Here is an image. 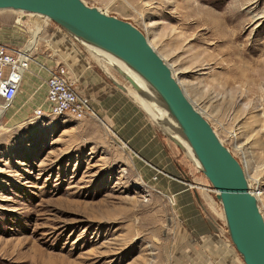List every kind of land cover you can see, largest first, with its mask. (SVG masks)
I'll return each instance as SVG.
<instances>
[{"label":"rangeland","instance_id":"rangeland-1","mask_svg":"<svg viewBox=\"0 0 264 264\" xmlns=\"http://www.w3.org/2000/svg\"><path fill=\"white\" fill-rule=\"evenodd\" d=\"M84 1L147 35L242 163L264 215V0ZM38 29L30 68L43 77L68 64L107 113L36 117L34 98L0 117V264H199L179 242L176 204L222 205L186 141L86 43L48 17L0 10L1 43L27 50Z\"/></svg>","mask_w":264,"mask_h":264},{"label":"water","instance_id":"water-1","mask_svg":"<svg viewBox=\"0 0 264 264\" xmlns=\"http://www.w3.org/2000/svg\"><path fill=\"white\" fill-rule=\"evenodd\" d=\"M1 9L48 17L78 40L112 54L143 77L176 120L214 187L230 239L245 264H264V215L242 163L187 96L171 66L141 29L84 0H0ZM125 76L136 88L133 78Z\"/></svg>","mask_w":264,"mask_h":264},{"label":"crops","instance_id":"crops-1","mask_svg":"<svg viewBox=\"0 0 264 264\" xmlns=\"http://www.w3.org/2000/svg\"><path fill=\"white\" fill-rule=\"evenodd\" d=\"M23 18L28 19L29 17L27 18L26 15H24ZM43 23L41 22V26L43 25ZM42 30H45V27L42 28ZM36 46H37V41L36 44L33 46V48ZM33 48L32 50L35 49ZM72 52L73 54L75 53V51ZM31 54L33 55V53ZM33 61L34 60H32L31 62ZM63 65H66L68 67L70 71V77L73 80H75V84H76L78 79L74 77L75 76L74 71L71 69V67L68 64H63ZM48 66L50 69H52L55 68L56 65L50 63V65ZM30 67H31V63H30ZM48 76H49L48 70L46 75H44L43 77H39L37 73V66L30 68L25 73L24 81L16 97L15 102L26 104L33 102L34 98L37 100L38 98L41 99L43 98V102H42L43 104L47 94L46 80ZM98 84H104V82L100 80ZM76 87L82 94L90 98L92 105L94 107L98 108L100 112L107 113V110H105V108L101 104L100 102L101 100H99L100 98H98V96L85 93V91L81 90L77 84ZM107 89L108 88L106 87H99L98 92L100 93L104 90L103 92L106 91L108 93ZM106 92L104 97H102V99L108 97V94ZM34 103L35 101L32 104ZM186 191L187 190L184 189L180 193L176 192L175 195H180L181 193L183 192L185 193ZM175 210L178 212L177 232H179L178 235L180 240L179 242L181 244L183 243L186 244L187 247L190 244L194 246L193 250L196 251L197 255L201 258L199 264H241L242 263L243 258L240 255V253L236 250L234 244L230 239L225 224L224 213L222 208L219 207L218 203L214 204L212 202H208L206 203V205H204L195 202H178L176 204Z\"/></svg>","mask_w":264,"mask_h":264},{"label":"built area","instance_id":"built-area-1","mask_svg":"<svg viewBox=\"0 0 264 264\" xmlns=\"http://www.w3.org/2000/svg\"><path fill=\"white\" fill-rule=\"evenodd\" d=\"M31 61L28 50L0 42V98L7 107L14 104ZM46 86L45 101L34 111L36 117L70 114L84 119L97 115L90 98L77 89L66 65L58 64L49 70Z\"/></svg>","mask_w":264,"mask_h":264},{"label":"bare ground","instance_id":"bare-ground-1","mask_svg":"<svg viewBox=\"0 0 264 264\" xmlns=\"http://www.w3.org/2000/svg\"><path fill=\"white\" fill-rule=\"evenodd\" d=\"M20 12H23V11H20ZM39 32H40V30H36V32L33 34V39H32V41H31V43H30V45H29V47L27 49L29 52L32 50L33 46L35 45V43H36V37H37L38 34H40ZM86 45H87V47L90 50H92V52L95 54L94 56L96 57L97 61L100 63L101 67L107 73H109L110 75H112L111 70H110V67L112 65V66H117V68L119 67L120 69L123 70V72L127 76L133 78V80L137 83V87L138 88L137 87L135 88L134 86L133 87L131 86L128 89L129 92L145 108H148L149 107L150 110H153L151 114L159 122V124L161 125V127L165 131H167L171 136H173V134H175V136H177L178 138H180V135H181V137L188 144L189 151L192 154L193 151H192L189 143L187 142V140L183 136V134L180 132V128H179V125L177 124L176 120L170 115L169 111L167 110V108L164 105L158 104V101L161 102L162 104H163V101L160 98V96L157 94V92L149 85V83L143 77H141L137 72H135L133 69H131L122 60L118 59L117 57L113 56L112 54H110V53H108V52H106V51H104V50H102V49H100V48H98L96 46H93L91 44H86ZM164 60H165V58H164ZM171 68H172V66H171ZM173 74L177 78V75H176V73H175L174 70H173ZM178 81H179V79H178ZM180 84H181V82H180ZM153 96H156L158 100H155V101L152 100V97ZM149 100H150V102H149ZM7 108H9V107H7V105L6 106H0V117L3 116V114L5 113V111L7 110ZM175 127H178V128H175ZM178 131H179L180 135L178 134ZM196 161L198 163V166L201 168L200 163L198 162L197 159H196ZM249 186L251 187V184H249ZM253 193L256 196H258L257 193H255V192H253Z\"/></svg>","mask_w":264,"mask_h":264}]
</instances>
